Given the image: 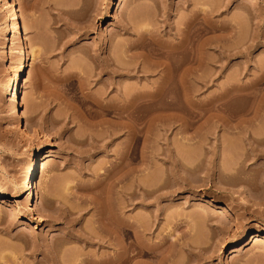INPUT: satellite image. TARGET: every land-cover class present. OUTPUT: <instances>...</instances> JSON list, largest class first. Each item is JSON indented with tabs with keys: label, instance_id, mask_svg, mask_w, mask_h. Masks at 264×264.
<instances>
[{
	"label": "rangeland",
	"instance_id": "374dc122",
	"mask_svg": "<svg viewBox=\"0 0 264 264\" xmlns=\"http://www.w3.org/2000/svg\"><path fill=\"white\" fill-rule=\"evenodd\" d=\"M17 2L19 21L31 19L27 44L40 50L19 81L20 111L47 144L32 204L22 195L0 205V264L113 255L116 211L132 231L121 233L129 255L137 240L129 221L143 218L157 261L170 253L175 264H264L251 238L264 233V0ZM195 16L208 27L198 40L204 60L187 65L182 79L185 67L164 54ZM7 28L0 0V191L11 193L37 141L8 116ZM111 63L128 70L112 73ZM135 90L156 94L137 99V121L120 107ZM231 189L246 190L255 204ZM252 249L259 261L245 255Z\"/></svg>",
	"mask_w": 264,
	"mask_h": 264
},
{
	"label": "bare ground",
	"instance_id": "6f19581e",
	"mask_svg": "<svg viewBox=\"0 0 264 264\" xmlns=\"http://www.w3.org/2000/svg\"><path fill=\"white\" fill-rule=\"evenodd\" d=\"M1 1H2V7L4 8V11L6 13V19H7V23H8L7 36H5V40L9 44L8 51L10 52V56L12 57V63H13V71L4 80V85L6 87L5 96H6V99L8 101H10L9 107H8V116L12 119V121L15 125H18L24 129H26L30 138L36 140L37 142L34 143L29 148L27 153L25 154L24 158H25V161L27 163V167L24 170V173H23V175L19 181L18 187L11 193L5 189L0 191V205L2 203L7 202L8 199L12 198V199L16 200L17 197L22 196V195H24V199L27 202V204L31 205L34 198H35V190H34L35 185L33 184L34 183L33 181H34V176H35V172H36V165H37L38 157L43 152V150L47 144V141H46L45 137L39 132L37 127L35 125H33L32 123H30L29 119L25 118L20 111V108L23 106V101H22L21 97L19 96V81L21 80L22 76L26 72L29 73L31 71L32 66H33V60L35 58H37L38 55H40V50L35 49V48H31L27 44L26 29H29L32 27L31 19H30V17H28V18H25V20H23L24 19L23 18L21 21H19V15L17 14V10H18L17 9V4H18L17 0H1ZM202 10L207 11L204 8ZM203 17H204V14H202V18ZM200 20H202V19H200ZM228 28H230V30L232 31L235 27H234V25L230 24L228 26ZM207 29H208L207 26H200L198 16H195L192 19H188L187 21H185L183 23V27L181 28V33L178 34L179 35V41L176 44H172V45L170 44L169 50L166 49L167 52L165 51V54H164L165 56L172 55V57L173 56L176 57V60H177L175 62L176 63L175 66L177 65L176 68L177 67H180V68L185 67L183 71L178 72V75L180 74V76H179L180 78L182 77V79H183L184 77H187V75H188V73H187L188 69H186L187 65H192L196 62L202 63V61L204 60V57L202 56V46L200 43H198V40H199V37ZM221 29L224 30L223 27H221ZM191 47H195V51H196L195 54H193V52L191 53V51H190ZM158 53L160 54V52H158ZM161 53H163V52H161ZM166 53H167V55H166ZM153 55H157V54H153ZM3 56H4V58L8 57L7 50H5V52L3 53ZM111 64L114 65V69L110 68L112 73H115V72L117 73V72H121L124 70H128V69H124L123 66H121V64L120 65H118L116 63H114V64L111 63ZM107 67H108V65H107ZM188 67H190V66H188ZM125 68H126V66H125ZM172 74H174V73L172 72ZM118 75L121 76V75H123V73H118ZM168 76H170V75L168 74ZM261 76H260V80L264 79V75L262 74ZM258 82H259V80H258ZM110 83L113 85H117L119 82L111 80ZM136 90L134 91V93H131V91H129L132 102H129L130 104H127L126 106H120L121 111H127L128 109H131V110H129L131 112L134 111L135 121H137L139 119L138 111L141 108L140 107L141 104L137 103V99L142 97V96L145 97L147 95V94H143L144 92L141 93V92H137L138 90L137 91ZM156 93H157V91H156ZM162 93H164V92H162ZM125 94L129 95L128 92ZM147 96H150V97L155 96L156 97V94L151 93V94H148ZM161 96H159V97L161 98ZM127 97L128 96H126V98ZM185 98H186V96H185ZM185 98H184V100H185ZM163 104H165V103H163ZM159 105H161V104H159ZM166 105H165V108H166ZM154 108L158 109V111H159V108H161V107L154 106ZM155 109H154V111H155ZM163 109H164V107H163ZM166 109H168V108H166ZM133 128H132V130H133ZM135 130H134V132H135ZM130 132H132V131H130ZM255 140H257V139H255ZM136 153H137V150H136ZM128 165H130V164L128 163ZM131 167H132V169L129 168L127 172L125 170L126 175L129 172H132L134 170L133 166H131ZM134 168H135V166H134ZM136 169L137 168H135V170ZM185 170H187V169H185ZM110 174L112 175L113 172L112 173L110 172ZM123 175H125V174H123ZM113 177H115V176L113 175ZM116 177H118V176H116ZM214 188L218 189V186L215 185ZM230 192L232 193L231 194L232 197L240 199V201L244 205L255 204L253 198L251 197V195L246 190L231 189ZM15 210L19 211L17 203L15 204ZM117 210H119V209L117 208ZM113 213H115V212H113ZM114 215H115V219H113V220H114L117 231L114 233L115 235L113 237L117 241V244L119 245V248L117 249V251L114 252L115 254H113V255L109 254L105 257H100L99 259L88 261V262L85 260H81L79 264H88V263H90V264H155V262H156V264H164L165 261L167 262L168 260L169 261L171 260V256H170L171 254L170 253H168V255H166V256L162 255L163 258L159 259L158 261L156 259H154V258H156V253H155L156 246L146 243V240L143 239V235H144L143 231L148 229V224L146 223L147 220L144 219V220H146V221H144L143 218H142V221L139 220L138 222H134V223L129 221L130 225H131V226L130 225L129 226H130V228L131 227L133 228V231H134V233L136 235V239H137V240L135 239L136 240L135 247L133 246V249L134 250L136 249V250H135V252L132 253V255H129L132 251L129 253L130 250H126L129 248H126V249L123 248L121 233H123L125 231H127V232L130 231V233H131L132 231L126 227V225H125L126 223L124 224L125 221L123 220V218L121 219V215L118 214L117 211H116V214H114ZM38 217H39L38 218L39 220L34 225V228H37L38 226L42 225L43 218L41 217V215H38ZM104 226H106L105 223H104ZM102 235L103 234H101L99 240L107 242V244H109L111 242L110 241L111 239L106 238L104 240L103 239L104 235L103 236ZM122 235L124 236L125 234H122ZM251 238L254 239L256 246H258L260 248V250H262L261 252L263 254V252H264V233L253 232ZM186 245H188V243ZM131 247H132V245H131ZM131 247H130V249H132ZM180 247H181V245H180ZM257 253L258 252L255 249H252L250 251H247L245 253V255L248 254L247 256L258 260ZM139 256H141V257L146 256L145 257L146 259H144V260L142 259V261H139V260L136 261L135 260L132 262L133 257H139ZM179 263H181V262H179ZM169 264H175V263L173 261H170Z\"/></svg>",
	"mask_w": 264,
	"mask_h": 264
}]
</instances>
